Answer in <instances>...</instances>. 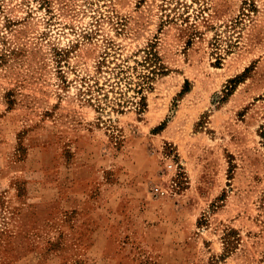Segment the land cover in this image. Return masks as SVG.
I'll return each mask as SVG.
<instances>
[{"label":"rangeland","instance_id":"1","mask_svg":"<svg viewBox=\"0 0 264 264\" xmlns=\"http://www.w3.org/2000/svg\"><path fill=\"white\" fill-rule=\"evenodd\" d=\"M0 264H264V0H0Z\"/></svg>","mask_w":264,"mask_h":264},{"label":"trees","instance_id":"2","mask_svg":"<svg viewBox=\"0 0 264 264\" xmlns=\"http://www.w3.org/2000/svg\"><path fill=\"white\" fill-rule=\"evenodd\" d=\"M149 57V56H148ZM150 75L145 73L142 75V85L140 84L139 89L137 90L138 93H142V89L144 88V84L148 81ZM142 101L144 100V96L141 95Z\"/></svg>","mask_w":264,"mask_h":264}]
</instances>
